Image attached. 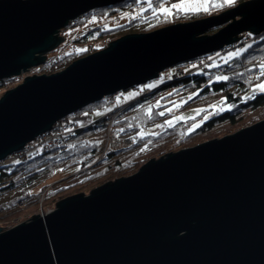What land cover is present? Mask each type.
I'll use <instances>...</instances> for the list:
<instances>
[{
    "label": "water",
    "instance_id": "water-1",
    "mask_svg": "<svg viewBox=\"0 0 264 264\" xmlns=\"http://www.w3.org/2000/svg\"><path fill=\"white\" fill-rule=\"evenodd\" d=\"M122 2L0 0V80L42 65L70 21ZM263 31L264 0H245L26 76L0 97V162L106 95ZM66 196L0 227V264H264V119Z\"/></svg>",
    "mask_w": 264,
    "mask_h": 264
},
{
    "label": "trees",
    "instance_id": "trees-1",
    "mask_svg": "<svg viewBox=\"0 0 264 264\" xmlns=\"http://www.w3.org/2000/svg\"><path fill=\"white\" fill-rule=\"evenodd\" d=\"M242 1L245 0H239L238 3ZM138 3H140L138 0H125L113 7L100 8L89 13L101 14L107 9L111 10L109 14L127 11ZM230 7L216 5L211 8L221 12L224 9H230ZM199 13V11L181 12L177 13L176 18L175 15L174 18H170L174 13L172 15L155 13L143 19V23L137 24L138 26L135 23L123 24L99 30L95 35L93 31H90L81 37L80 44L87 43L91 37H97L109 43L126 32H136L137 34L141 30H154L175 22L199 20L201 18ZM82 17L71 21L69 25H75L74 28L80 27ZM143 24L145 25L142 26ZM93 28L91 27L90 30ZM217 28L213 27L207 32L214 33ZM124 30L127 31L124 32ZM244 40L246 43L243 47L241 44ZM238 42L241 43L233 44L227 50L232 51L237 47L245 49H241L242 52L235 55L225 57L222 61H209L201 68L196 65L198 58L194 61L180 63L169 68L170 80L157 88L153 90L141 89L138 86L126 90L130 99L127 104L123 103L125 106L121 108L122 110L114 119V125L118 128L121 136L137 133L138 137L133 141L134 143L132 142L133 144L131 143L125 148L106 151L104 160L97 161L95 157L101 148L102 139L107 129V115L84 128H78L74 123L76 126H74L72 136L67 139L69 142L41 147L28 155L29 158L31 157V161L6 158L3 165H0V217L6 218L14 215L16 212L13 210L17 208L18 202L22 201L23 197H30L29 189L36 188L39 185V180L51 178L70 165L75 164L79 167L78 174H75L74 178L69 181L68 186H61L55 191H49L51 196H45L44 208H51L57 201L67 197L66 195L80 193L86 189L90 191L104 182L132 174L148 159L157 158L170 151L195 146L197 143L211 139L212 134H216L213 138L226 135L235 129L264 119V92L258 91L251 95H242L250 88L251 77L254 74L256 77L264 79V75H262L264 68L260 67L264 64V31L257 35L243 34L242 40ZM81 52L82 50L62 56L60 60L64 62L58 66H68L76 58L87 54ZM202 57H210V54ZM194 63L195 66H193ZM175 68H182L183 74L173 77L172 71ZM43 71L53 72L54 69H43ZM219 71L221 72L218 73ZM218 76L225 79L217 80ZM15 79L17 78L0 80V89L6 88L8 83L14 82ZM146 90H150V92L142 94ZM215 97L219 99L212 101ZM207 99L210 101H206ZM111 102V99H106L105 102L98 100V102L89 104L79 112L67 117L70 119L81 112L99 110ZM190 108L196 109V113L185 112ZM177 111L185 112L188 115L183 119L173 120L177 116ZM206 111H210L207 116L204 115ZM199 116L203 119L192 130H188L192 121ZM160 125L163 126L162 129L150 132V128L161 127ZM69 144L72 146L68 147ZM80 158L83 159L79 160ZM44 187L45 185H40V193H43ZM23 188L28 189L25 195L21 192ZM15 189H18L17 192L14 196H10L9 191ZM26 199L23 202L29 205Z\"/></svg>",
    "mask_w": 264,
    "mask_h": 264
},
{
    "label": "rangeland",
    "instance_id": "rangeland-1",
    "mask_svg": "<svg viewBox=\"0 0 264 264\" xmlns=\"http://www.w3.org/2000/svg\"><path fill=\"white\" fill-rule=\"evenodd\" d=\"M138 1H140V3H138V5L135 4L131 9H129L127 11L115 12V13L113 12L112 14H109L111 12V10L107 9L106 11H104V13H101V14L89 13V12L86 14H83V15H81V16H83L82 17L83 19H82V23H81L80 27L74 28L75 25L74 26L69 25L71 22L70 21L66 27H64L63 29H61L59 31L58 36H61L60 37L61 41L59 42L58 46L54 50H52L51 52L46 54V60H44L45 62L38 67H34V68L29 69L28 71H25V73H22L19 77H13V78H17V79H15L14 82L13 81L9 82L6 88L0 89V97L4 94L5 91L9 90L10 88L15 87L17 84L22 82L26 76L40 75V74H52V73H55V72L62 70L67 65L64 67H59L58 65L61 64L62 62H64V61H61L60 59H62V56H65L66 54L69 55L72 52L74 53V52H79L82 50V52L87 53V54L83 55L86 57V55L93 53L95 51L101 50L107 46L106 44L108 43V41L100 40L97 37H91L87 43L80 44L81 37L90 31H93V33L95 35L96 33H98L99 30H106L109 28H114L115 26L117 27V26L123 25V24L135 23L136 25L137 24L141 25L143 23L142 22L143 19L151 16L152 14L154 15L155 13H157L159 15H168V14H164L161 12V10H160L161 5H163L164 8H166V9H171L170 15H172L174 13L172 16H170V18H174L173 17L174 15L176 18L177 13H181V12L185 13V12H192V11H199L200 12L199 14H201L200 17L203 18V17H207V16H211V15H215V14L220 13V11H218V9L217 10L212 9L211 7H214L216 5H220L222 7H226V6L230 7V6L236 5L239 2V0H232L231 3L226 2V0H185L186 5H187L186 8L182 11H177L176 9H172L171 5L172 4H179V3H181V0H177V2H176V0H156V1L155 0H138ZM108 8H110V7H108ZM102 9H104V8H102ZM78 17H80V16H78ZM175 23H177V22H175ZM144 25L145 24H143L142 26H144ZM168 25H170V24H168ZM165 26H167V25H165ZM91 27H94V28L90 30ZM162 27H164V26H162ZM159 28H161V27H159ZM219 28H220V26H218V28L215 30V32ZM156 29H158V28H156ZM127 30H129V29H127ZM127 30H124V32ZM151 30L152 29H150L148 31H151ZM148 31H142L141 30V31H139V33L148 32ZM134 33H136V32H134ZM126 34H131V33L126 32L125 34H122V36L126 35ZM242 36L243 35H241V37ZM246 40H244V42L241 44V45H243V47H244V44L246 43ZM237 43L240 44L241 42L240 43L235 42L233 44H237ZM233 44H231L225 48V51L222 52L224 54H220L221 50H223V49H220L218 51H214V52L210 53V59L216 60V61H220V60L222 61V59H224L225 57L235 55L236 53L242 52V50L245 49V48L242 49L243 47L242 48L237 47L232 51L227 50V49H229V47H232ZM83 56H81V57H83ZM193 66H195V64H193ZM260 67L264 68V64L262 66L260 65ZM49 68L54 69V71L53 72L43 71V69L49 70ZM169 71H170L169 68L163 70L162 72H160V74L158 75V77L156 79H153L150 82H147L143 85H140L139 87L141 89L142 88H145V89L148 88V89H152V90L154 88H157L158 86H160L164 82H167L170 80V77H169L170 72ZM220 72L221 71H219L218 73H220ZM218 78H220V77L218 76L216 79L219 80ZM250 82H252V84L250 85V88L247 91H245L244 94H242L243 96L244 95L245 96L251 95L255 92H258L259 90L253 92V89H257V86L259 84L264 83V79L258 78L254 74L251 77ZM109 96L111 97L110 99H112V102L105 104L101 109H99V110L94 109L91 111L89 110L86 112H81L75 116H72L69 119V122H70L69 125H70L71 130L73 131L74 126H76V125L78 128L88 127L89 124L94 123L96 120L107 115V119H108L107 129L105 130V134H104L103 139H102L101 148L99 149V151L95 157L97 161L104 160L106 158V154H107L106 151H108V149H106V148L109 146L111 147V145L109 144V140L107 138L108 136H111L112 138H114V140H112L113 142L119 141L120 145L123 143V148L127 147L131 142H133L137 138V133L131 134L129 136L128 135L127 136H121L120 132H118V128L114 125L115 120L113 119V117H114V115L117 114V112L113 111L112 114H108L116 106H119V105L122 106L124 102H125V104H127V102L130 99L129 98L130 96L127 95V91L126 92L125 91L116 92L115 94H112ZM216 99H219V98L215 97L212 99V101H214ZM206 101H210V100L207 99ZM196 111H197L196 109L190 108L189 110H187L185 112L195 114ZM77 112H79V110ZM77 112H75V113H77ZM185 112L182 113V112L177 111V116L175 118L172 117L173 120L183 119L185 116L188 115ZM75 113H72L70 115H73ZM209 114H210V111H206L204 115L207 116ZM204 115H203V117H204ZM203 117L199 116V117H197L198 119L195 118L192 121V124H191L190 128H188V130H192L197 124H199L200 120H202ZM74 123H76V125H74ZM162 127L163 126L156 127L153 129L150 128V132L153 133L155 131H158V130L162 129ZM186 127H188V126H186ZM235 130H233V131H235ZM48 132H50V130ZM215 135L216 134H212L211 137L213 138ZM40 136L41 135H39L38 137H40ZM38 137H36V138H38ZM65 141H68V140H65ZM64 142H62V143H64ZM107 143H108V146L106 147L105 145ZM70 146H72V144H69L68 147H70ZM121 148H122V146H121ZM36 150H39V149H36ZM109 150H117V149L111 148ZM12 156H13V154L10 155V157H12ZM30 158L26 157L25 160L31 161ZM81 159H83V158H80L79 160H81ZM3 162L4 161H1L0 165H3ZM78 168H79L78 166L73 164V165L66 167L64 170H61L60 172L56 173L51 178H48L45 180H39V185L36 186V188H32V190L29 189L30 197H28V196L23 197L24 199L27 198L26 202L29 205H27V204H25V202H23L24 199L22 201H19L17 208L15 210H13V212H16L14 215L8 216L6 218L0 217V227L3 229H7V228H9V227L21 222V221L27 220L33 214H37L40 212H47V211L51 210L52 207L51 208L50 207L49 208L43 207L44 203H45V196H47V197L51 196L50 192L55 191L56 189H59L58 187L68 186L69 185L68 183H70L69 181L72 180V178H74L75 174H78V171H79ZM40 185H45V187L42 189V192L44 193V195L41 197L42 199L41 198L38 199L36 196V195L40 194V191H39ZM23 189H25V190H23ZM23 189L22 190L20 189V190H21L22 194L25 195L26 191L28 189L27 188H23ZM17 190L18 189L9 191V195L14 196V194L17 192ZM87 191H89V189H86L83 192H87ZM56 199H57V197H56ZM41 208H42V211L40 210Z\"/></svg>",
    "mask_w": 264,
    "mask_h": 264
},
{
    "label": "built area",
    "instance_id": "built-area-1",
    "mask_svg": "<svg viewBox=\"0 0 264 264\" xmlns=\"http://www.w3.org/2000/svg\"><path fill=\"white\" fill-rule=\"evenodd\" d=\"M225 48L226 47L222 48L223 50H221L220 54H224L222 52L225 51ZM209 61H216V60H211L210 57L200 58L196 65L198 68H201L203 65H205ZM172 72H173V74H172L173 77H178L181 74H183L182 68H175V69H173ZM149 92H150V90H146V91H143L142 94L149 93ZM106 99L109 100L108 97ZM116 115H114L113 119L116 117ZM69 124H70V122H69V119H67V117L56 121V123L51 127L50 132L43 133V135L41 134L40 137L35 138L31 142H28L20 151L14 153V155L12 157L7 156V158H9L10 160H15L17 158L25 160L26 157H29L28 155H30V153L35 151L36 149H39L41 147L59 145L60 143L64 142L68 138H70L71 135L73 134V131L71 130ZM107 138L109 140V144L111 145V147L110 146L107 147L108 146V143H107L105 145L107 147L106 149H108V150L111 148L119 149V148H121V146L123 148V143L120 145L119 141L113 142L112 140H114V138H112L111 136H108ZM43 195H44V193H40L36 196L39 199ZM40 210L42 211V208ZM44 213H46V212H40V214H44Z\"/></svg>",
    "mask_w": 264,
    "mask_h": 264
},
{
    "label": "snow or ice",
    "instance_id": "snow-or-ice-1",
    "mask_svg": "<svg viewBox=\"0 0 264 264\" xmlns=\"http://www.w3.org/2000/svg\"><path fill=\"white\" fill-rule=\"evenodd\" d=\"M226 2L231 3L232 0H226ZM186 6H187V5H186L185 0H181V3H179V4H172V5H171V8H172V9H176L177 11H182V10H184V9L186 8ZM160 10H161V12L164 13V14H168V15L171 14V9H166V8H164L163 5L160 6ZM262 75H264V72H262ZM218 79H225V78H224V77H220V78H218ZM257 90H259V91H261V92H264V83L259 84V85L257 86V89H253V92H255V91H257ZM206 118H207V117H206ZM168 123H171V122H168Z\"/></svg>",
    "mask_w": 264,
    "mask_h": 264
},
{
    "label": "bare ground",
    "instance_id": "bare-ground-1",
    "mask_svg": "<svg viewBox=\"0 0 264 264\" xmlns=\"http://www.w3.org/2000/svg\"><path fill=\"white\" fill-rule=\"evenodd\" d=\"M240 40H242V37L240 36V38H239V41ZM203 56H205V55H203ZM198 58V59H197ZM197 58H195V59H197L196 61L198 62V60L200 59V58H204V57H202V56H200V57H197ZM195 59H193L192 61H194ZM195 64V63H194ZM108 97V99L110 100V96L109 95H106V96H104V98H102V99H100V100H103L104 102L106 101V98ZM112 100V99H111ZM120 106V105H119ZM119 106H116L114 109H112V112L113 111H115L116 110V112L119 110ZM118 108V109H117ZM115 119V118H114ZM138 137V136H137ZM137 139V138H136ZM132 143V142H131ZM130 143V144H131ZM134 143V142H133ZM132 143V144H133ZM198 144V143H197ZM196 145V144H195ZM194 146V145H193Z\"/></svg>",
    "mask_w": 264,
    "mask_h": 264
}]
</instances>
